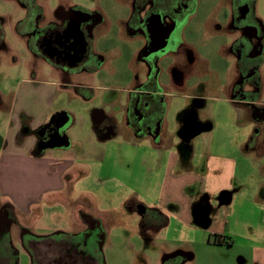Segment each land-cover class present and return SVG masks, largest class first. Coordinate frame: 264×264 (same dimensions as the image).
Returning <instances> with one entry per match:
<instances>
[{"label": "flooded vegetation", "instance_id": "flooded-vegetation-1", "mask_svg": "<svg viewBox=\"0 0 264 264\" xmlns=\"http://www.w3.org/2000/svg\"><path fill=\"white\" fill-rule=\"evenodd\" d=\"M68 1H60L50 15L38 0H0L1 6L17 11L0 13V68L6 55L15 54L8 37L26 48L28 75L34 77V61L42 59L60 87L76 91L89 90L84 76L114 90V81L122 78L118 59H130L123 67L130 78L127 83L121 79L130 88L118 116H95L98 130L115 137L158 136L156 124L166 108L164 91L180 94L199 79L226 97L239 119L255 126L246 148L263 152L257 142L259 126L264 125V29L256 11L258 0H97L92 10L69 6ZM204 40L206 45L195 46ZM211 48L214 59L204 51ZM5 80L0 77V85ZM195 98L199 110L184 124L183 137H188V130H194L189 135L194 136L208 127L204 98ZM133 208L146 225L157 226L155 218H163L159 212ZM77 219L81 228L74 234L39 238L32 219L23 221L8 204H0V264H20L22 255L28 264H102L105 225L112 220L82 211ZM191 259L189 254L174 253L165 255L161 264Z\"/></svg>", "mask_w": 264, "mask_h": 264}, {"label": "rangeland", "instance_id": "rangeland-1", "mask_svg": "<svg viewBox=\"0 0 264 264\" xmlns=\"http://www.w3.org/2000/svg\"><path fill=\"white\" fill-rule=\"evenodd\" d=\"M60 1L38 0V3L51 15ZM68 4L92 10L97 7V0H69ZM7 11L17 15L13 6L0 4V13ZM256 11L264 29V0L257 1ZM7 42L10 52L15 53L6 55L0 68V77H6L0 85V92L7 103L12 102L14 91L25 79L30 80L32 87L42 81H60L52 73L50 65L42 59L34 61V77L28 75L30 58L26 48L21 43H11L9 37ZM206 44L204 40L195 46ZM214 50L211 48L207 53V49H204L206 56L212 59L215 57ZM118 67L122 68V65L118 64ZM82 80L89 83V90L81 92L87 100L77 96L75 89L57 87L48 124L36 128L31 136L38 140L40 150L42 147L50 148L49 144H54V150L67 149L74 146L77 138L85 141L83 149L87 151L88 159L80 162L83 164H78L79 167L76 166L75 176L65 195L67 199L78 200L104 219L112 220L105 225L107 237L106 245L101 248L102 264H161L165 255L174 253L192 256L191 260L183 264H240L239 248L213 245L216 236L212 220L216 209L214 201L223 203V193L232 196L238 188L232 176L227 174L228 161L223 159V150L219 148L226 149L227 140L224 137L227 135H231L230 143L236 146L244 136L254 133L255 126L247 125L246 120L239 119L221 93L203 86L199 79H193L195 85L187 86L180 94L164 91L166 108H163L156 124L158 136L151 139L124 135L112 137L101 133L93 121L90 125L84 124L86 121L82 120V113L93 116L105 109L114 95L124 94L130 87L122 84L121 79L114 81L117 83L114 90L107 88L108 84L89 80L86 76ZM25 89L28 90V87ZM197 96L204 98L203 110L208 118L204 127L209 128L197 135L183 137L184 124L194 117L195 110H199L195 104ZM28 98L40 102L44 95L40 92L30 94ZM60 114L64 115L59 129L63 133H58L54 127ZM74 114L80 116L78 127H73ZM86 120L90 121L89 118ZM90 128L95 133L92 137L87 134L91 132ZM259 129L257 142H261L263 152L241 149L243 159L239 158V162L248 172L258 164H264V125L259 126ZM68 134L72 140L66 141ZM2 136L0 134V142ZM213 140H216L214 144ZM209 150L214 157L208 155ZM175 153L183 162L171 168L166 161ZM5 171L4 165H1L2 181L5 180L6 186L14 192L17 187L13 179L19 181V169ZM167 200L170 202L165 206ZM67 203L53 202L48 207L41 206V218L34 224V233L52 235L68 229L70 221ZM133 205L141 206L149 213L153 212V208H160L166 214L169 225H146V219ZM177 211L181 215L175 217ZM155 220L159 222V218ZM23 221L29 222V219ZM222 223L220 217L216 226L220 227ZM20 264H28L23 255Z\"/></svg>", "mask_w": 264, "mask_h": 264}, {"label": "crops", "instance_id": "crops-1", "mask_svg": "<svg viewBox=\"0 0 264 264\" xmlns=\"http://www.w3.org/2000/svg\"><path fill=\"white\" fill-rule=\"evenodd\" d=\"M118 61L122 65V71L119 72V75L127 83L130 74L129 72L125 73L123 67L126 68L125 65L130 64V59L122 58ZM25 80L23 83H19L16 91H14L11 103H7L0 92V115H2L0 120L4 118L3 122L0 123V134H3L0 142V166L4 165L5 173L13 170V168L19 169L20 172L19 181L13 179L14 185L17 187L14 192L6 186L5 180L2 181L0 172V204H8L18 216L23 219H32L34 224H37L41 218L40 210L43 209L41 206L48 207L53 202H68L70 226L68 229L59 232L74 234L81 228L77 223L79 212L82 211L91 216L102 217L79 203L78 200L67 199L65 195L75 176L76 169L83 164L80 162H85L88 159V153L83 149L85 141L77 138L74 146L67 149L54 150V147L50 144L51 149L48 147L38 149V140L31 134L37 130L36 128L48 124L52 115L53 96L57 87L60 88V82L42 81L32 87L30 80ZM22 87H28V90H24ZM85 91L87 90L77 91V96L87 100L81 94ZM40 92L44 95L43 101L36 102L34 99L28 98L30 94L36 95ZM127 93L114 95L107 107L95 114L101 113L109 117L118 116V112L124 106ZM82 116V120L86 121L84 124L90 125L92 123L93 116L85 113H82ZM79 118L80 116L73 115V127H78ZM88 118L90 121L86 120ZM93 123L95 122L93 121ZM90 131L87 133L90 134L88 137L95 134L91 128ZM71 138L70 134L67 138L65 137L66 141L72 140ZM224 138L227 140V147L226 149H222V147L219 149L223 150L221 152L223 159L228 161L227 174L232 176V180L238 188L232 196L223 193V203L220 204L214 201L216 209L212 220L215 225V239L217 242L213 245L214 247H220L221 245L239 248L241 250L240 264H264V164L260 163L254 169L252 168L251 173L248 172L239 162V158L243 159L241 149H247V137L244 136L243 140H240L241 137H239L240 141L236 146L230 143V140H232L231 135ZM214 142L216 140H213V144ZM210 151L208 155L214 157L210 154ZM166 162L171 168H175L180 166L183 161L175 153ZM78 164L80 165L78 166ZM250 165L254 166L253 163H250ZM25 171H27V176ZM27 180H29L28 184ZM169 202L170 200H167L165 206L169 205ZM70 206H73V208H70ZM151 210L159 212L163 216L157 226L165 227L169 225L166 214L160 208ZM180 215L181 212L174 213L175 217ZM220 217H222L223 223L220 227H217L216 224L219 222ZM34 235L43 238L51 234L34 233Z\"/></svg>", "mask_w": 264, "mask_h": 264}, {"label": "water", "instance_id": "water-1", "mask_svg": "<svg viewBox=\"0 0 264 264\" xmlns=\"http://www.w3.org/2000/svg\"><path fill=\"white\" fill-rule=\"evenodd\" d=\"M155 44H156V43H154L153 46H154ZM156 47H157V46H156ZM78 56H79V53H76V54H75V59H74V61H76V62L79 61ZM97 114L101 115L100 113H97ZM95 116H96V114L93 116V121H94V122H96V121H95ZM63 117H64V115H63V114H60V115H58L57 119L55 120V122H56V123H55V126L57 127V128H56L57 131H59V129H60V127H61L60 122L62 121ZM194 132H195L194 130H188V131H186L185 133H186V135L189 136V135H192ZM51 146H54V144H51ZM139 212L142 213L143 211H142V210H139Z\"/></svg>", "mask_w": 264, "mask_h": 264}, {"label": "trees", "instance_id": "trees-1", "mask_svg": "<svg viewBox=\"0 0 264 264\" xmlns=\"http://www.w3.org/2000/svg\"><path fill=\"white\" fill-rule=\"evenodd\" d=\"M217 241H216V239H215V241H214V243H216Z\"/></svg>", "mask_w": 264, "mask_h": 264}]
</instances>
